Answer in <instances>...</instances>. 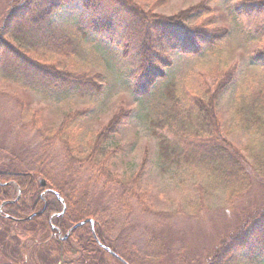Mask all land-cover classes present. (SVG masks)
Returning a JSON list of instances; mask_svg holds the SVG:
<instances>
[{
  "label": "trees",
  "instance_id": "obj_1",
  "mask_svg": "<svg viewBox=\"0 0 264 264\" xmlns=\"http://www.w3.org/2000/svg\"><path fill=\"white\" fill-rule=\"evenodd\" d=\"M76 4L89 12L86 25L80 22L76 26L80 33L57 19L61 11ZM231 8L235 18L257 24L251 29L256 39L264 37V0L243 1ZM215 23L214 9L205 2L164 16L133 0H0V74L46 96L99 98L107 89L101 74L76 72L57 60L59 56L87 59L84 39L89 36L87 30L93 29L121 51L123 66L129 68L130 90L142 99L166 78L175 55H197L230 37L229 28L215 27ZM250 63L264 67V48L250 57ZM243 71L239 64H231L217 75L215 86L202 94L170 84L149 118L151 132L158 138L163 172L172 166L199 169L213 185L226 191L229 203L242 200L253 189L263 192L262 197L255 193L248 201L247 220L238 233L220 236L213 250L205 248L210 252L202 264H230L246 250H256L264 257V70L234 99L233 128L246 134L243 146L224 136L231 126L223 122L218 110L221 98L241 84ZM3 111L1 108L0 113ZM84 113L68 114L38 150L19 151L13 144L1 147L5 153L0 154V209L6 204L0 222L15 232L0 230V264H29L34 258L39 264H145L148 257L163 256L161 251L150 252L157 246L151 241L135 248L130 233L134 225L120 217L131 212L134 197L143 207L135 187L145 172L148 152L133 176L115 175L109 169L110 161L125 147L108 144L131 123L133 110L120 106L103 129L91 134L88 150L74 153L63 132ZM60 146L61 162L55 156ZM42 178L46 186H42ZM201 207L194 213L199 214ZM145 214L164 224L172 213L150 209ZM87 219L94 220L95 234L91 224L84 223L63 239ZM166 227L170 224L161 230ZM167 237L170 239L168 233ZM68 254L72 258L66 259Z\"/></svg>",
  "mask_w": 264,
  "mask_h": 264
},
{
  "label": "rangeland",
  "instance_id": "obj_2",
  "mask_svg": "<svg viewBox=\"0 0 264 264\" xmlns=\"http://www.w3.org/2000/svg\"><path fill=\"white\" fill-rule=\"evenodd\" d=\"M133 1L145 10L164 16L175 15L201 2L208 3L213 7L216 16L214 26L229 28L230 37L215 48L197 55H175L171 67L167 69L166 78L156 85L150 96L138 99L130 90L126 78L129 68L123 66L121 51L108 40L99 37L93 29H88L89 36L84 39L88 58L67 60L59 56L57 60H61L76 72L101 74L107 83L106 93L96 99L74 97L70 94L46 96L23 87L16 81L5 79L0 74V109H4L0 113L3 120L0 122V154L4 156L5 153L1 147L12 144L19 151L28 148L38 150V146L42 147L44 144L45 137L54 135L68 114L81 110H85L84 115L67 127L69 131L66 129L63 137L73 147L74 153H85L91 134L103 129L120 106L132 109L131 123L122 129L117 139L108 144L110 147L116 144L125 147L124 151H119L110 161L109 169L115 175L133 176L138 172L145 152H148L145 172L135 187L137 195L143 199V207L138 206V198L134 197L131 203L133 207L129 209L131 212H123L120 217L134 225L130 233L132 241L136 242L135 248L139 249L151 241V244L157 246L154 250L150 249V252H162L161 258L153 260L148 257L145 264H202L210 252L205 248L213 250L220 236H234L238 233L247 220L245 213L251 207L248 201L255 193L262 197L263 192L256 187L257 191L253 189L242 200L229 203L226 191L213 185L199 169L172 166L167 172H163L158 153V138L151 132L149 118L157 110L160 97L164 98L163 92L168 85L174 84L179 90L202 94L204 89L215 86L217 75L222 70H226L231 64H239L244 70L243 80L235 91L221 98L218 110L223 122L231 126L224 136L238 147L245 144L246 134L236 127L233 128L236 124L234 99L245 86L251 84L253 77L263 74L261 72L264 67L253 66L250 57L264 48V37L256 39L251 29H255L257 24L247 19L235 18L231 7L240 5L243 1L257 3L260 0ZM88 16L89 12L76 4L61 11L57 19L72 31L80 33L76 26L80 22L85 26V18L88 19ZM62 155L63 148L57 147L55 156L60 162ZM201 204L204 208L201 207L199 214H195L194 210ZM150 209L172 214L169 215L168 222L162 224L156 216L145 214ZM168 223L170 227L161 230ZM0 224V230H8L9 234L14 231L13 228L10 230L11 226H5L1 222ZM200 253L204 257L199 258ZM65 258H72V255H65ZM39 262L34 258L29 264ZM230 264H264V257L256 250H246L238 260Z\"/></svg>",
  "mask_w": 264,
  "mask_h": 264
},
{
  "label": "water",
  "instance_id": "obj_3",
  "mask_svg": "<svg viewBox=\"0 0 264 264\" xmlns=\"http://www.w3.org/2000/svg\"><path fill=\"white\" fill-rule=\"evenodd\" d=\"M40 182H41V184H42V186H46V184H47V182H46V180L45 179H41L40 180ZM63 202V201H62ZM63 204H64V202H63ZM64 209H65V206H64ZM31 216H29V218H30ZM84 223H90L91 224V226H92V231H93V234H95V229H94V225H95V222H94V220L93 219H87V220H85L84 222H82V223H79V224H76L66 235H65V238L67 237V236H69V234L71 233V231L73 230V229H75L76 227H78L79 225H82V224H84ZM61 234V233H60ZM109 250V252L111 253V254H113L114 256H116V257H118L119 258V256L115 253V252H113L111 249H108Z\"/></svg>",
  "mask_w": 264,
  "mask_h": 264
}]
</instances>
